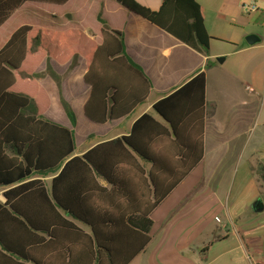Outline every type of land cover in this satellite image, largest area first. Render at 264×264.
I'll use <instances>...</instances> for the list:
<instances>
[{"label": "trees", "instance_id": "16d2710c", "mask_svg": "<svg viewBox=\"0 0 264 264\" xmlns=\"http://www.w3.org/2000/svg\"><path fill=\"white\" fill-rule=\"evenodd\" d=\"M69 1L0 0V28L14 14L22 23L0 48V264H129L150 242L152 213L203 159L209 62L154 103L159 118L144 114L127 136L75 155L73 131L44 116L49 101L36 81L44 60L58 86L50 62H85L83 114L95 125L130 115L151 84L127 55L123 34L100 15V43L80 29L46 26L49 8ZM116 2L208 56L212 38L196 0H162L156 11L135 0ZM61 104L74 126L71 108ZM56 172L47 188L44 178Z\"/></svg>", "mask_w": 264, "mask_h": 264}, {"label": "crops", "instance_id": "0c3cea01", "mask_svg": "<svg viewBox=\"0 0 264 264\" xmlns=\"http://www.w3.org/2000/svg\"><path fill=\"white\" fill-rule=\"evenodd\" d=\"M135 1L153 11L158 10L162 2ZM196 1L203 8L204 26L212 38L208 56L191 49L148 21L125 12L116 0H70L63 7L49 8L52 16L45 20L46 26L56 31L80 29L98 43L101 42L100 15L109 29L123 34L127 55L143 70L151 89L145 102L127 117L95 125L83 114L89 95V89L82 82L85 62L79 59L64 66L50 62L51 69L60 78L58 86L49 76L48 63L44 60L36 70V81L49 101L44 116L73 131L75 155L81 156L97 144L127 136L133 123L144 114L159 118L153 112L154 103L181 87L209 62L205 70L203 159L152 213L150 242L129 264H264V199L253 203H261L257 205L261 209L251 206L254 212L260 213L261 223H242L235 219L236 215L231 217L227 214L222 219L215 217L218 223L215 226L213 221L207 222L203 213L185 215L189 217L186 220L194 224L189 233L185 230L187 228L179 229L164 223L171 213L173 215L169 219L173 217L177 222L175 217L189 203L197 202L196 210H202L204 205L200 203L205 199L207 206L208 197L202 192L208 190L228 157L238 154L239 140L248 132L244 123L264 112V0ZM251 3L255 4L256 10L244 12L242 8ZM18 15L21 16L14 14L0 28V48L22 24L16 18ZM250 35L259 41L247 44L246 37ZM217 58H223V62L218 63ZM220 76L230 81L229 89L224 83L222 85ZM246 87L253 92L247 91ZM61 99L74 114V126L68 120ZM250 167L254 178L264 189V165L255 162ZM149 168L150 164H147L146 169ZM57 174L44 178L47 188ZM98 185L107 190L111 188L102 178L98 179ZM193 188L196 189L193 191ZM118 197L121 196H114V199L119 200ZM0 201L4 202L3 197ZM75 224L88 231L79 222Z\"/></svg>", "mask_w": 264, "mask_h": 264}, {"label": "rangeland", "instance_id": "374dc122", "mask_svg": "<svg viewBox=\"0 0 264 264\" xmlns=\"http://www.w3.org/2000/svg\"><path fill=\"white\" fill-rule=\"evenodd\" d=\"M10 25H13V23ZM216 46L218 45L216 44ZM221 70L223 69L221 68ZM220 77V81L223 80L222 85L224 83L225 87L229 89L230 81L223 76ZM244 125L248 132L239 140V144L237 143L239 147L237 149L238 154L233 153L228 157V161L216 172V177L211 181L208 190L202 192L206 195L205 197H208L206 200L208 207H205V199L200 203L201 206L204 205L202 210H196L197 205L195 203L197 202L189 203L179 212L180 215L175 217L178 220L177 222L173 217L169 219L173 215L171 213L165 220V224L168 222V226H175L179 229L187 228L185 230L189 233L194 228V224L187 221L186 219L189 217L185 215L190 213H203L207 222L213 221L215 226H218L215 217L222 219L227 214L231 217L236 215L235 219H239L242 223H251V221L261 223L260 213L254 212L251 206L258 199H264V189L261 188L259 180L254 178L250 166L255 162L264 165V112L258 117L248 120ZM257 149H260V151H255ZM213 173L215 174V172ZM194 189L196 188H193V191ZM186 198H182V202ZM0 199H2L1 192Z\"/></svg>", "mask_w": 264, "mask_h": 264}, {"label": "water", "instance_id": "95a60500", "mask_svg": "<svg viewBox=\"0 0 264 264\" xmlns=\"http://www.w3.org/2000/svg\"><path fill=\"white\" fill-rule=\"evenodd\" d=\"M257 41H259V39L256 36L250 35L246 37V42L249 45H253ZM216 61L221 64L223 62V58H217ZM257 205H261V203L253 204V208H255L256 210L261 209V206L258 207Z\"/></svg>", "mask_w": 264, "mask_h": 264}, {"label": "built area", "instance_id": "2783aa9c", "mask_svg": "<svg viewBox=\"0 0 264 264\" xmlns=\"http://www.w3.org/2000/svg\"><path fill=\"white\" fill-rule=\"evenodd\" d=\"M242 9H243L244 12H252V11L256 10V7H255L254 3H251V4L247 5V6H244ZM246 90L249 91V92H253V90L250 87H246Z\"/></svg>", "mask_w": 264, "mask_h": 264}]
</instances>
